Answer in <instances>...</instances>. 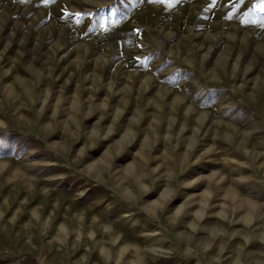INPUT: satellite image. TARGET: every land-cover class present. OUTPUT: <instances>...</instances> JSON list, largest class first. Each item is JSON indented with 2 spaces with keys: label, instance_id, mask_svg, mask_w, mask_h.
<instances>
[{
  "label": "rangeland",
  "instance_id": "374dc122",
  "mask_svg": "<svg viewBox=\"0 0 264 264\" xmlns=\"http://www.w3.org/2000/svg\"><path fill=\"white\" fill-rule=\"evenodd\" d=\"M111 2L0 0V264H264L257 0Z\"/></svg>",
  "mask_w": 264,
  "mask_h": 264
},
{
  "label": "snow or ice",
  "instance_id": "6c2138e0",
  "mask_svg": "<svg viewBox=\"0 0 264 264\" xmlns=\"http://www.w3.org/2000/svg\"><path fill=\"white\" fill-rule=\"evenodd\" d=\"M41 4L47 5L51 2V0H39ZM159 2L164 3L165 0H159ZM245 3V0H210V3L207 4V9H212L217 6L222 8L223 10L227 11V17L231 18L237 10L240 8L242 4ZM108 8L110 11H98L96 16L92 19L91 27L89 28V31L93 30L96 27H99L103 31H107L111 26L117 24L120 20H123L126 18L127 15V9L123 7V0H112V2L109 4ZM230 10V11H228ZM257 13H264V0H257L256 3H253L251 8L248 9V11L244 12V16H250ZM64 16H72L75 20V23L79 24L81 20L79 19L82 16L89 15L88 13H81V12H68L63 11ZM241 24L246 23L245 20L240 21ZM136 32H139V29L134 30ZM142 47L143 45H138ZM143 59H148V57H145ZM137 62H141L142 58L137 56L136 57Z\"/></svg>",
  "mask_w": 264,
  "mask_h": 264
}]
</instances>
